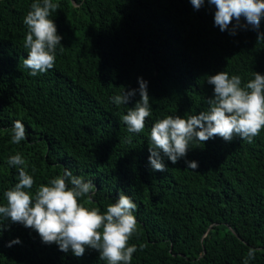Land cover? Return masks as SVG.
I'll use <instances>...</instances> for the list:
<instances>
[{"label": "trees", "instance_id": "trees-1", "mask_svg": "<svg viewBox=\"0 0 264 264\" xmlns=\"http://www.w3.org/2000/svg\"><path fill=\"white\" fill-rule=\"evenodd\" d=\"M33 2L0 0V205L18 182L19 166L7 160L19 153L33 193L68 168L93 181L88 207L103 212L127 194L137 205L131 264H243L250 248L257 252L248 264H264V130L251 144L239 137L192 143L176 164L163 157L165 172L152 170L148 150L157 120L208 109V76L226 71L243 85L253 72L264 75V40H257L264 17L258 29L232 35L215 26L207 0L199 10L190 0H52L62 46L54 68L32 76L23 64V19ZM138 78L147 81L152 114L134 134L121 117L139 92L126 105L112 97L138 90ZM16 120L28 132L19 144L11 141ZM5 223L0 264H106L96 250L76 257ZM16 238L21 243L9 247Z\"/></svg>", "mask_w": 264, "mask_h": 264}, {"label": "clouds", "instance_id": "clouds-1", "mask_svg": "<svg viewBox=\"0 0 264 264\" xmlns=\"http://www.w3.org/2000/svg\"><path fill=\"white\" fill-rule=\"evenodd\" d=\"M194 9L204 6L205 0H190ZM215 6L214 24L221 31L235 35L237 29L251 25L258 29L264 17V0H207ZM59 5L52 0H35L31 10L23 19L27 27L24 48L27 58L24 67L30 75L46 73L54 68L57 46H62V36L49 17ZM241 18L246 24H241ZM235 20V24L232 22ZM232 28L229 29V26ZM257 40H264V33H258ZM253 78L242 85L239 75H229L220 71L207 77V83L214 86L213 95L207 99L208 109L188 117L169 115L157 120L150 129L149 163L152 170L165 172L163 157L173 164L185 157L192 143L204 144L210 139L222 138L231 142L239 137L251 144L264 130V75L253 72ZM139 89L123 91L112 100L115 105H126L139 92L140 100L130 108L121 120L130 133H142L146 119L151 116L150 97L147 81L138 78ZM11 141L19 144L27 139L25 125L13 122ZM8 165L18 167V182L4 192L6 204L0 205V234L10 222L21 224L37 232L44 244L55 243L59 250H69L76 257H82L86 249L99 252L100 260L106 264H131L137 251L129 241L137 233V220L133 214L137 205L125 193L120 192L118 199L109 204L106 211L86 206L95 196L92 180H85L65 168L62 175L40 184L35 193L28 191L35 185L33 175L25 168V160L17 153L7 160ZM188 169L195 170L196 162L185 161ZM35 169H33V172ZM16 238L8 246L19 244ZM257 249L250 248L243 264L255 259Z\"/></svg>", "mask_w": 264, "mask_h": 264}]
</instances>
